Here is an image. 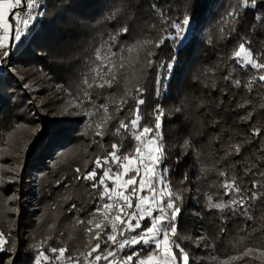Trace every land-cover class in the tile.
<instances>
[{
    "label": "trees",
    "instance_id": "trees-1",
    "mask_svg": "<svg viewBox=\"0 0 264 264\" xmlns=\"http://www.w3.org/2000/svg\"><path fill=\"white\" fill-rule=\"evenodd\" d=\"M124 2L138 6L124 9L118 15V19L123 20L127 13L133 14L124 20L130 25V34L120 40L125 48L137 41H156L164 35L171 21L182 19L186 12L194 15L192 34L178 54L177 70L168 82L167 91L160 96L155 91L156 68L161 61L175 54L170 41H166L159 49L146 46L132 53L125 51L122 53L125 58L123 69L119 68V57H116L117 81L112 88L86 89L82 85V63L94 59L100 37L112 30V24H97L96 21H102L103 16L116 7L123 8L121 0H60L62 11L72 14L61 17L56 16L60 8L54 10V5L50 3L49 9L48 6L46 8V16L36 22L19 47L12 50L8 60L0 64V69L9 67L19 61L21 54L26 59L29 55L32 60L40 62L51 71L54 78L68 84L76 81L78 84L74 91L80 93L78 98L84 100V92L88 91L96 105L107 103L108 112L113 117L107 121L105 135L101 140L93 129L87 130L84 127L78 116L48 118L41 110H33L32 96L16 74L9 69L4 75L0 72V137L3 130H7L4 126L9 115L40 129L36 135L32 134V143L24 153L21 169L9 178L13 182L7 181L3 188L13 193L17 210L7 214L8 221L0 222V232L9 241L5 245L7 250L0 252V264H9L10 260L12 264H32V258L36 255L30 244L34 242L33 231L42 232L48 226L45 220L38 224L37 215L33 217L34 212L42 213L58 203L56 208L53 206L57 230L63 228L75 215L82 220L90 217L99 189L93 190L92 182L77 180L75 177L91 171L95 158L107 155L113 141L123 144L121 154L133 147L130 138L122 139L112 133L120 119L131 118L129 110L135 107L137 86L145 89L142 97L145 103L140 109L142 124L154 123L153 109L158 104L165 111L161 132L166 158L162 167L169 170L167 178L173 191L183 197L182 202H178L182 210L176 221V242L189 252L194 264H222L225 260H228V264H264V257H258L256 253L252 255L257 256V259H228L239 255L246 247H264V188L260 189V199L249 202L251 220L231 216L227 210L220 213L216 210L208 211L204 207L206 194L212 195L214 200L220 199L216 195L217 190L209 188L210 184L218 182L217 173L220 170L235 174L242 188L248 187L253 179H260L252 175L245 176L243 169L249 161H264V152L258 151L264 147V88L257 84L249 93L243 87L236 89L226 83L223 76L235 64L230 56L242 38L252 40L250 47L254 54L264 53V19L260 22L254 20L257 12L264 16V2L258 3L256 9L240 8L238 20L229 23H223L221 18L233 5L239 6V0H193L191 6L189 0ZM151 4L157 5L155 11L149 7ZM161 11L168 18L167 21L159 15ZM78 25L80 31L70 28ZM253 25L255 31L252 30ZM222 27L223 33L220 31ZM233 27L235 32L231 31ZM39 29H42V33L37 34ZM229 33L231 37L227 38ZM79 50L84 51L83 60L75 57ZM149 50L155 53L156 60L151 69L146 66ZM260 60L264 62V56H260ZM87 67L89 72L86 75H91L92 65ZM208 70H214V75H208ZM254 74V70L245 72L237 68L234 78L238 77L242 83H246ZM213 81L216 84L215 90L210 86ZM222 90L227 94H223ZM6 91H10V95H15L16 99L5 96ZM126 92L130 94L125 96ZM121 98H126L128 103L125 111L117 113L115 106ZM220 100L224 104L215 107ZM246 101L249 103L245 107H237V104H245ZM84 103L88 109L91 107L88 102ZM177 107L182 111L176 112ZM250 111L253 112L251 125L240 119ZM102 115V112L97 113L94 119L98 118L99 121ZM213 121L219 123L213 125ZM251 126L259 127L261 136L244 144L239 157L223 159L225 149L221 145L244 139ZM186 139L189 140L187 148L183 147ZM231 164H235V167L230 168ZM201 167L209 171L202 174ZM77 168L81 169L80 173L75 171ZM259 168L264 171V163H260ZM185 175L187 181L181 183ZM261 183L264 184V180ZM3 189L0 188V203L4 199L6 204L8 197ZM224 199L227 200V197ZM72 205L76 208L72 209ZM222 216L227 218V223H221ZM221 228H225V231L221 232ZM200 235L206 239L200 241V247H195L196 238ZM50 248L59 249L54 240H50L43 248L51 256ZM146 253L147 248L142 255Z\"/></svg>",
    "mask_w": 264,
    "mask_h": 264
},
{
    "label": "snow or ice",
    "instance_id": "snow-or-ice-1",
    "mask_svg": "<svg viewBox=\"0 0 264 264\" xmlns=\"http://www.w3.org/2000/svg\"><path fill=\"white\" fill-rule=\"evenodd\" d=\"M192 2L193 0H189V6ZM260 2H264V0H239V6L233 5L221 20L223 23L236 21L240 15V8L256 9ZM121 3L123 8L116 7L106 13L102 21H96L97 24L102 22L112 24V30L100 37L98 46L95 48L94 59L88 61L92 65L91 79L85 75L82 83L86 89L112 88L117 81L116 57H119V68L123 69L125 58L122 53L125 51L132 53L146 46L159 49L166 41H170L175 54L170 59L161 61L156 68L154 84L156 95L160 96L162 92L167 91L168 82L171 81L174 71L177 70L178 54L185 41L192 34L195 23L194 15L186 12L182 19L171 21L164 35L156 41H137L125 48L124 45L120 44V40L130 34V25L124 20L129 19L133 14L127 13L123 20L118 19V15L124 9L138 6L125 3L124 0H121ZM198 6L197 4L196 7ZM149 7L155 11L157 5L151 4ZM159 15L167 21L168 18L162 11ZM45 16L46 5L44 0H0V64L8 60L12 55V50L19 47L23 39L35 27L36 22ZM262 19L264 16L257 12L254 20L260 22ZM235 30L234 27L231 29L232 32ZM252 30L255 31V25H253ZM220 31L223 33L224 28L222 27ZM230 37L231 33L227 38ZM251 44L252 40L242 38L230 56L235 64L231 65V70L223 76L226 83H230L236 89L243 87L249 93L254 90L257 84L264 88V62L260 60V56H264V53L254 54L250 47ZM154 56L155 53L151 50L147 52L146 66L149 69L156 64ZM237 68L245 72L254 70L255 74L246 83H242L240 78H234ZM9 70L13 73L16 72V69L11 68V66H9ZM208 75H214V70H208ZM210 86L215 90L214 81ZM144 91V88L136 87L135 92L138 95L135 97V107L129 110L131 118L120 119L112 133L122 139L130 138L133 147L128 152L121 154L123 144L113 141L111 151L107 155L95 158L91 171L85 172L83 176L77 175L75 177L77 180L92 182L93 190L99 189L95 207L87 221L89 227L86 228V233L89 237V250L77 257H66V248H50V256L42 250L45 241L35 246L36 255L32 258V264H100L101 261L104 264H194L189 252L181 247L175 239L177 236L176 221L182 210L178 202H182L183 197L179 192L173 191L171 182L167 178L169 170L162 167L166 158L161 132L165 111L158 104L153 109L154 123L151 125L142 124L143 116L140 109L145 103L142 98ZM129 94L126 92L125 96ZM223 94L226 95L227 92L223 91ZM84 98L75 106L79 108L85 101L88 102L91 107L84 110L87 118L90 119L97 113H103L94 125L95 135L102 140L107 121L113 118L108 112V104L96 105L88 91L84 92ZM127 103L126 98H121L116 103V112L125 111ZM247 103L249 102L237 104V107H245ZM202 104L203 101H201ZM223 104L224 101L220 100L215 104V107L219 108ZM201 105H197V107ZM175 111L181 112L182 109L177 107ZM252 117L253 112L250 111L240 119L251 125ZM217 123L219 122L213 121V125ZM89 126L92 127L93 125L90 123ZM39 131V128H34L33 135ZM260 136L261 129L251 126L250 132L244 139L236 143L229 142L226 146L221 145L225 149L223 159L230 156L239 157L243 145L251 143L252 138H259ZM231 139L230 137L229 140L231 141ZM188 146L189 140L186 139L183 147L187 148ZM258 151L264 152V147H260ZM260 163H264V161H249L244 167L245 176L252 175L260 178L253 179L250 185L245 188L241 187L235 174L228 170H220L217 173L218 182L209 185V188L217 190L216 195H219L220 199L214 200L212 195L206 194L204 207L208 211L216 210L220 213L227 210L231 216H240L251 220V204L249 202L260 199V189L264 188V184L261 183L264 180V171H260ZM229 167H235V164H231ZM75 171L80 173L81 169L77 168ZM200 171L205 174L209 169L201 167ZM186 181L187 176L185 175L181 183ZM8 182L13 181L9 179ZM224 197H227V200ZM8 199L10 200L11 197ZM75 208L76 206L72 205V209ZM79 223H84V221H79ZM221 223H227V218L222 216ZM220 231H225V228H221ZM205 239L206 237L203 235L197 236L194 246L200 247V241ZM93 241H95L94 245L92 244ZM8 243L4 233L0 232V252L7 250L5 245ZM102 245L106 246L103 250L101 249ZM145 248H147V253L142 255ZM125 249L131 250L130 254L122 256L121 253H124ZM253 253L258 254V257H264V247L249 246L244 248L239 255L228 259H257L258 257L252 255ZM9 264H12L11 260ZM222 264H228V260L223 261Z\"/></svg>",
    "mask_w": 264,
    "mask_h": 264
},
{
    "label": "rangeland",
    "instance_id": "rangeland-1",
    "mask_svg": "<svg viewBox=\"0 0 264 264\" xmlns=\"http://www.w3.org/2000/svg\"><path fill=\"white\" fill-rule=\"evenodd\" d=\"M50 3L54 5V10H58V8H60V12L56 13L57 17L68 14L67 12L62 11L63 8L61 7L60 0H54L53 2L52 0H44V4L46 5V8L48 6V9L50 7ZM68 15L72 14L69 13ZM73 21H77V19H74ZM73 21L71 24H73ZM79 27L80 25L70 28H75L80 31ZM40 33H42V29H39L37 34ZM27 56L28 57L26 59L23 54H21V56L18 57L19 61L13 63L11 68L16 69L14 74H16L17 79L24 85L28 94L32 96V105H34L33 110H36L37 112L41 110L42 114L49 116H46L48 118H57L56 116H71L72 118L74 116H78L81 118L82 123L87 130L93 129V131H95L94 125L98 122V118L94 119V115L90 119L87 117L86 119L84 118V110L88 109V106H86L85 103H83L79 108L75 106L83 100V98H78L80 97V93H78V91H74L78 83L76 81H71L68 84L56 77L54 78V74L46 69L45 66H43L40 62L38 63L37 61L32 60L29 55ZM75 57L83 60L84 51L82 52V50H79V54L77 53ZM86 65H89L88 61L82 63V74L84 73L83 78L86 73L89 72ZM7 67L8 66L0 69V72L3 75L9 69V67ZM88 77L91 79V75H88ZM6 82L7 81L5 80L4 83ZM25 85H27V87H25ZM4 95L7 97L12 96L10 97L12 100L16 99L15 95H10V91H6ZM90 123L93 125L92 127L89 126ZM33 128L34 127L29 125V123L24 121L20 122L16 116L9 115L8 121H5L4 129L7 130H5V132L3 130V134L0 137V188L3 189L6 186L8 179L14 176L21 169V161L24 157V153L29 150L32 143ZM4 192L6 196L8 198L11 197V199L6 200V204L4 203V199L3 203H0V222L8 221L7 214L13 213L17 210V203L13 198V193H8V191L5 190ZM57 205L58 203L53 204L55 208ZM53 206L47 210H43L42 213H40V211L38 213L34 212L33 217L37 215V223L39 224L45 220L48 226L47 228L42 229L43 233L39 230L33 231V233H35L33 238L34 242L30 243L32 248L36 251L35 246L37 244L46 241V243H43L44 248L50 240H54L58 248L64 247L67 249L65 254L66 257H77L82 253L87 252L90 246L88 245L89 237L86 233V228L89 227L87 221L90 217L87 220H82L78 217V215H75L71 221H67L63 228L59 227L57 230V217ZM79 221H84V223H79ZM12 224L14 225L15 222H12ZM48 232L49 235H47ZM92 244L94 245L95 241H93ZM105 247V245H102L101 249L103 250ZM130 251L131 250L129 249H125L124 253H121V255L123 256ZM100 264H104V262L101 261Z\"/></svg>",
    "mask_w": 264,
    "mask_h": 264
}]
</instances>
